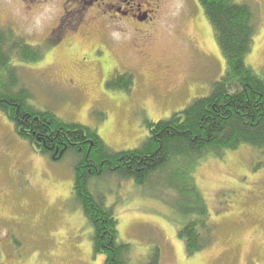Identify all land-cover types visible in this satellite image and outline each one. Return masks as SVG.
I'll return each mask as SVG.
<instances>
[{
  "label": "rangeland",
  "instance_id": "374dc122",
  "mask_svg": "<svg viewBox=\"0 0 264 264\" xmlns=\"http://www.w3.org/2000/svg\"><path fill=\"white\" fill-rule=\"evenodd\" d=\"M141 1L145 7L148 1ZM247 1L256 5L258 28L246 62L264 79V0ZM159 2L151 29L131 20L114 23L120 20L115 13L103 15L91 0H0V25L45 51L40 62L14 64L30 104L96 129L110 149L123 152L146 141L147 123L209 97L227 70L210 21L198 0ZM62 21L77 28L54 45L53 31ZM146 27L151 36L139 42L136 30ZM116 73L134 75L130 92L107 90ZM72 80L80 89L67 85ZM75 158L54 161L41 154L0 110L1 264H104L105 257L93 253L92 228L73 197ZM263 162L244 145L196 163L177 159L143 185L110 174L93 189L119 220L133 264H145L155 248L160 264H264ZM189 182L217 227L213 244L192 256L179 237L194 217L178 201Z\"/></svg>",
  "mask_w": 264,
  "mask_h": 264
},
{
  "label": "trees",
  "instance_id": "16d2710c",
  "mask_svg": "<svg viewBox=\"0 0 264 264\" xmlns=\"http://www.w3.org/2000/svg\"><path fill=\"white\" fill-rule=\"evenodd\" d=\"M198 2L226 60V73L209 97L194 100L170 119L147 123L150 132L146 141L135 150L123 152L110 149L96 129L64 121L30 104L32 95L22 85L14 64L40 62L45 51L0 25V110L20 138L41 154L54 161L67 154L76 157L73 197L92 228L93 253L103 255L104 264H133L132 247L120 240L119 220L105 197L93 189L94 181L112 174L143 185L177 159L196 163L208 154L220 156L244 145L264 158V79L246 62L258 28L256 5L247 0ZM76 28L62 21L53 31L52 43L58 44ZM134 83L133 74L116 73L106 88L130 92ZM178 201L183 213L194 216L179 232L187 254L192 256L213 244L217 227L208 222L207 203L194 182L187 183ZM160 258V249L155 248L145 264H160Z\"/></svg>",
  "mask_w": 264,
  "mask_h": 264
},
{
  "label": "flooded vegetation",
  "instance_id": "af4514ba",
  "mask_svg": "<svg viewBox=\"0 0 264 264\" xmlns=\"http://www.w3.org/2000/svg\"><path fill=\"white\" fill-rule=\"evenodd\" d=\"M147 1L148 2L145 3L146 9H144L145 7L143 6L141 0H100L101 4H98L100 3L98 2V0H91V2L96 3L95 5L102 10L103 15L107 16L114 12L115 17L120 19H118L119 21H116L114 23L120 24V21H122L123 23L124 20H131L130 22H128L129 24L133 23L138 26L151 25L150 28L154 29L157 24L158 15L161 13L162 5L161 2L158 3V0ZM65 13L67 14L66 11L64 12V14ZM136 32L138 36L140 35L138 41L145 43L151 36L152 31L146 27L145 29L137 28ZM167 72L168 69L162 70L160 76L163 77L167 75ZM76 82V80H72L71 84L67 85L76 87ZM76 88L80 89L78 87Z\"/></svg>",
  "mask_w": 264,
  "mask_h": 264
}]
</instances>
